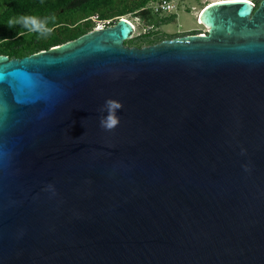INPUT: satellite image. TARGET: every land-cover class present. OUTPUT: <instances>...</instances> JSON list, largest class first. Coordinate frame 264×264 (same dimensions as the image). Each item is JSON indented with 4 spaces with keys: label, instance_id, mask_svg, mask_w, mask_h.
I'll return each instance as SVG.
<instances>
[{
    "label": "water",
    "instance_id": "95a60500",
    "mask_svg": "<svg viewBox=\"0 0 264 264\" xmlns=\"http://www.w3.org/2000/svg\"><path fill=\"white\" fill-rule=\"evenodd\" d=\"M253 7L207 5L206 35L126 46L118 17L0 55V264H264V0ZM107 99L123 106L110 131Z\"/></svg>",
    "mask_w": 264,
    "mask_h": 264
},
{
    "label": "rangeland",
    "instance_id": "374dc122",
    "mask_svg": "<svg viewBox=\"0 0 264 264\" xmlns=\"http://www.w3.org/2000/svg\"><path fill=\"white\" fill-rule=\"evenodd\" d=\"M61 0H28L30 4L43 7L45 4H56ZM139 0H97L93 5L86 8L70 10L61 16L59 27H67L70 33V39L64 38L62 41L47 47L50 49L54 46L64 45L74 41L77 37L91 31L89 25V16L96 15L99 18H117L125 16L132 24V32L122 41V45L141 47L163 40H170L186 35H206L208 26H203L196 21L199 20V12L206 7L212 0H147L144 6L139 7ZM253 4V10L259 5L261 0H250ZM141 8H149L150 13H154L156 18L152 25H145L143 20L136 15V11ZM130 9V11H128ZM252 10V11H253ZM123 12L121 14H117ZM20 15H32L31 7L18 6L14 0H0V34L8 31L19 32L23 30L20 25L8 27L7 21L10 18ZM112 24V23H111ZM148 26V27H146ZM46 37L34 33L32 35L33 43L40 42ZM42 49L37 45L34 51L26 55L39 52ZM3 55V54H0ZM13 56H7L11 58Z\"/></svg>",
    "mask_w": 264,
    "mask_h": 264
},
{
    "label": "trees",
    "instance_id": "16d2710c",
    "mask_svg": "<svg viewBox=\"0 0 264 264\" xmlns=\"http://www.w3.org/2000/svg\"><path fill=\"white\" fill-rule=\"evenodd\" d=\"M96 1L97 0H61L56 4H45L41 8L39 5L30 4L28 0H14L18 6L31 7L32 15L39 17L55 16L56 21L54 25V31L51 33V35L47 36L46 39L38 42V44L33 43L32 41V35L34 33H29L26 29H23L19 32L8 31L6 33L0 34V54L20 57L34 51V49L37 48V45L42 49H46L51 45L61 42V39H70V36H74V33L67 32V27H59V25H57L59 24L58 20L70 10L86 8L89 5H93ZM146 1L147 0H139L137 5L142 7ZM128 11H130V9ZM121 13L123 12L117 14ZM135 13L143 20L145 25H152L154 19L156 18L154 13H150L149 8H141ZM49 26L53 27L52 24Z\"/></svg>",
    "mask_w": 264,
    "mask_h": 264
},
{
    "label": "clouds",
    "instance_id": "9594fccd",
    "mask_svg": "<svg viewBox=\"0 0 264 264\" xmlns=\"http://www.w3.org/2000/svg\"><path fill=\"white\" fill-rule=\"evenodd\" d=\"M55 21V16L39 17L36 15H20L18 17L10 18L7 21V25L9 28L15 25H20L29 33H36L39 34V36L47 37L54 31ZM50 24H52L53 27H50ZM122 107V104L117 100L107 99L103 107L100 109L101 113H107L100 117V127L105 131L114 130L120 122L117 112L121 110ZM78 139H80V137Z\"/></svg>",
    "mask_w": 264,
    "mask_h": 264
},
{
    "label": "built area",
    "instance_id": "2783aa9c",
    "mask_svg": "<svg viewBox=\"0 0 264 264\" xmlns=\"http://www.w3.org/2000/svg\"><path fill=\"white\" fill-rule=\"evenodd\" d=\"M118 18V17H117ZM117 18H99L96 15L93 16H89L88 19L90 20V29L94 30V29H101L103 27L109 26L111 25V23L113 24L114 21ZM148 27V26H146Z\"/></svg>",
    "mask_w": 264,
    "mask_h": 264
},
{
    "label": "bare ground",
    "instance_id": "6f19581e",
    "mask_svg": "<svg viewBox=\"0 0 264 264\" xmlns=\"http://www.w3.org/2000/svg\"><path fill=\"white\" fill-rule=\"evenodd\" d=\"M172 2H173V0H171ZM223 1H243V0H212V1H210V3L209 4H212V3H216V2H223ZM247 4H248V6H251V4H252V2L250 1V0H244ZM208 4V5H209ZM207 6V5H206ZM199 20L198 21H196L197 23H199V24H201V25H203V26H205V24L203 23V21L201 20L202 18H205V13H203V11L201 10L200 12H199ZM119 18H121V19H124V20H126V21H128V22H130L125 16H121V17H119ZM131 23V22H130ZM131 25H132V27H133V24L131 23ZM206 27V26H205Z\"/></svg>",
    "mask_w": 264,
    "mask_h": 264
}]
</instances>
